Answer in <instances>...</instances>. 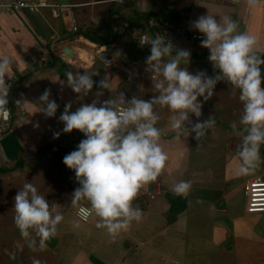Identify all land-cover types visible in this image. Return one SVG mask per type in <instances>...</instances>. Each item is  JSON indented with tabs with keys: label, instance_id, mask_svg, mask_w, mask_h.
Returning a JSON list of instances; mask_svg holds the SVG:
<instances>
[{
	"label": "crops",
	"instance_id": "obj_1",
	"mask_svg": "<svg viewBox=\"0 0 264 264\" xmlns=\"http://www.w3.org/2000/svg\"><path fill=\"white\" fill-rule=\"evenodd\" d=\"M10 1L13 0H0ZM48 1L66 7L60 9L58 17L49 9L0 11V56H7L10 61L5 82L16 76L11 127L7 134L0 136V170L13 168L19 160H24V169L29 168L28 165L37 166L48 154L56 151V156L61 154L62 157L75 149L84 138L83 134L77 130L63 133L62 122L58 120L67 102L74 111L82 102L104 100L120 91L126 98L130 93L139 96L145 93L148 98L155 95L152 73L146 70L144 63L149 55V45L141 46L139 40L141 33L147 34L150 40L152 35L148 29L157 22L142 23L135 18L137 14L167 10L186 18L178 38L172 25L165 24L161 35L176 47L189 51L187 67L191 72H206L202 65L210 63L208 49L200 46V40H186L188 29L202 36L190 28V22L207 11L226 15L236 21L240 31L255 35V50L264 58V0H257L256 6H250L248 0ZM72 17L77 31L73 30ZM89 29L103 36L101 44L84 35ZM113 35H116L115 39ZM107 41H110L109 45L104 46ZM64 48L72 50L73 56H66ZM101 50L109 55L111 66H104L97 57ZM65 71L97 74L92 77L94 81L106 76L111 93L103 90L102 96H93L94 84L87 97L79 98L66 81L60 83L65 80ZM133 77L137 78L136 93L130 90ZM220 84L227 82L220 81L215 86L209 101L212 106L205 104L204 110L201 109L206 115L196 118L190 114L189 117L193 123L197 119L203 121L215 117V125L209 131L224 128L225 124L231 126L235 123L237 128L240 127V116L232 114L242 113V105L236 102L232 106L225 98L227 95L224 96L227 90ZM45 89L50 92L49 98L58 104L53 117L36 112L38 109L34 104L39 103L38 97ZM163 109L156 106L154 110L159 116L157 127L162 132L159 143L167 160L157 178L142 186L133 201V205L141 209L140 221L132 222L126 231L115 237L96 228L97 218L94 216L86 223H79L82 234L78 239L70 233L60 232V227L42 251H34L36 259L46 261H40L41 264H264V214H247L246 198L241 206L237 198L239 192L244 193L250 178H264V169L257 167L247 175L236 172L240 140L237 136H231V140L229 133L224 134V139L206 136L198 141L188 132L176 138L169 127L171 113L168 110L163 112ZM53 132H60V135L53 138ZM56 159V170L53 169L51 174L47 170V186L54 184L58 188L52 186L51 189L50 186V191L46 190L47 200L56 192H73L78 186L69 184L71 179L67 180L68 184L58 183L59 175L65 174L67 179L70 175L56 167ZM24 169L14 173L23 174ZM180 180L188 181L190 188L185 195H174L171 188ZM18 253L21 264H26L25 257L20 254L22 251L18 249ZM1 254L0 264H7V261L12 264L9 257L14 252L9 255L8 250L2 248Z\"/></svg>",
	"mask_w": 264,
	"mask_h": 264
},
{
	"label": "clouds",
	"instance_id": "obj_2",
	"mask_svg": "<svg viewBox=\"0 0 264 264\" xmlns=\"http://www.w3.org/2000/svg\"><path fill=\"white\" fill-rule=\"evenodd\" d=\"M256 6L257 0H248ZM190 28L201 35L200 46L208 49L207 57L214 75L204 70L191 72L187 65L190 53L173 45L164 35L156 34L148 41L149 55L145 58L150 70L155 95L148 99L131 95L126 98L120 91L104 100L82 102L74 111L70 102L64 104L58 120L63 133L77 130L83 137L75 149L62 157V163L73 171L78 187L71 194V203L79 204L75 227L89 217H96L95 227L104 229L111 237L126 231L132 222H139L142 213L133 201L142 186L154 181L167 160L159 140L162 132L157 127L159 116L156 106L171 113L169 127L176 138L185 132L201 141L215 125V117L193 123L190 114L201 116L202 101L214 95L220 81H226L233 93H238L242 104L239 125H231L240 143L237 145L240 175L252 173L261 163L260 147L264 145V58L256 52L257 38L240 31L235 20L228 16L207 13L190 22ZM9 58L0 56V118L7 119L10 84L5 82ZM87 71H65V80L73 93L87 97L94 84L95 97L103 90L111 93L110 81L104 76ZM45 89L34 104L45 117L56 114L58 104L49 98ZM20 103V101H16ZM191 125V127H188ZM37 125H34V127ZM60 132H53L57 138ZM190 188L188 181L173 184L174 195H185ZM86 203H81V202ZM13 222L20 236L32 251H42L52 238L63 214L52 211L45 196L31 182L23 183L14 197ZM32 264H41L33 258Z\"/></svg>",
	"mask_w": 264,
	"mask_h": 264
},
{
	"label": "rangeland",
	"instance_id": "obj_3",
	"mask_svg": "<svg viewBox=\"0 0 264 264\" xmlns=\"http://www.w3.org/2000/svg\"><path fill=\"white\" fill-rule=\"evenodd\" d=\"M189 30V29H188ZM206 69L207 74L212 75L213 68L210 66V63L206 64L204 63L202 65V69ZM189 70V67H188ZM190 71V70H189ZM214 74V73H213ZM264 83V82H262ZM221 88L227 90L224 93V96L227 95L225 98L228 99L232 106H235L236 102L241 104V102L238 99V93H233V91L230 89V85L227 84H220ZM133 94H129L131 96ZM138 98L142 99H148V97L145 96L144 94L136 95ZM223 99V97H221ZM211 99H208L207 101H202V110H204V105L205 104H210ZM242 105V104H241ZM212 106V105H211ZM212 109V108H211ZM163 112H167V108L163 109ZM206 115L205 113H201V116ZM225 115V114H224ZM232 115H238L240 116L241 113H236ZM228 128H217L214 131H209L208 134L206 135L207 137H216L219 136L220 139H224V134L229 133L230 139L232 140L231 136H237L233 130L232 127L229 126L228 124H225ZM232 125V124H230ZM214 132V133H213ZM234 133V134H233ZM223 134V137H221ZM217 146V145H216ZM260 156L263 158L259 165V169L263 170L264 169V148L263 145H261L260 150ZM193 150V148L191 149ZM57 153L56 151L53 152L52 154H48L47 156H44V159L39 163V165H28L29 168L24 169L23 174L20 173H14L10 175H2L0 176V256L2 248H6L9 252V255H12L14 252V245L17 246L18 243V249L19 251L21 250L22 256L24 258V262L26 264H32V259L35 258V252L30 250L25 242V240L20 236L17 228L15 227V224L13 222V216H14V209L12 208L13 205V197L16 193V191L22 187L23 183L25 182H31L38 190V192L45 196L47 199V193L46 190L49 192L50 191V186L52 189V186H55L54 188H58L56 185L51 184L47 186V180L48 177L47 175L51 174V171L55 169V158ZM63 157V156H62ZM62 157H61V164L58 167V169H63V171H68V179L65 174L59 175L58 176V183H67V180L71 181L69 184L72 185H78V182L75 179L73 171L68 169L63 163H62ZM47 170L49 171L47 174ZM56 170V169H55ZM264 174V172H263ZM65 175V176H64ZM70 177V178H69ZM54 182V181H53ZM52 182V183H53ZM66 185V184H65ZM79 186V185H78ZM77 186V187H78ZM71 191H65L61 193H55L54 195H51V198L48 200L50 209L52 211H59L63 214V220L57 225V229L61 227L60 232L64 233H70L73 235V238L78 239L80 234H82V230L79 227H75V223L77 222V218L75 216L76 214V209L77 205H73L71 201ZM237 198L239 199V206H241L245 202V196L243 192H239V195H237ZM54 207V209L52 208ZM64 246V249H68L67 245L65 243L62 244ZM80 248V246H78ZM77 249V248H76ZM43 263L46 261L41 259L39 260ZM54 263V262H53ZM7 264H10L9 261H7ZM47 264V263H46Z\"/></svg>",
	"mask_w": 264,
	"mask_h": 264
},
{
	"label": "built area",
	"instance_id": "obj_4",
	"mask_svg": "<svg viewBox=\"0 0 264 264\" xmlns=\"http://www.w3.org/2000/svg\"><path fill=\"white\" fill-rule=\"evenodd\" d=\"M122 1V0H118ZM197 2H202L206 0H196ZM66 7L64 5H54L51 4L48 0H37V1H27V0H13L10 2H0V11H8V12H16L22 10L28 11H41L44 9H49L53 13L55 17L59 16V11L61 8ZM73 30L77 31V27L75 26V20L71 19ZM173 30V29H172ZM175 39V36H174ZM201 40L202 36L196 35L192 30H187L186 32V40ZM148 35L147 34H140V44L141 46H146L148 43ZM97 57L100 59L102 64L106 67L112 65V61L110 60L109 55L105 50H101L97 52ZM16 76L10 77L6 83L10 84L9 89V103L7 119L0 118V136H4L10 130L11 121H12V103H13V89L15 87ZM245 198H246V205L245 211L247 214H264V178L261 177H254L250 178L245 186ZM151 198H154L150 194ZM77 217V215H76ZM92 217V216H91ZM89 217L88 221L91 219ZM78 219V217H77ZM87 221V222H88ZM83 222V221H81ZM86 223V222H84Z\"/></svg>",
	"mask_w": 264,
	"mask_h": 264
},
{
	"label": "trees",
	"instance_id": "obj_5",
	"mask_svg": "<svg viewBox=\"0 0 264 264\" xmlns=\"http://www.w3.org/2000/svg\"><path fill=\"white\" fill-rule=\"evenodd\" d=\"M137 20H139L142 23H146L149 21H155L157 22L155 26H152L148 31L152 35V37L156 34L162 33L164 25H172L174 27V35L176 38L179 37V32L181 29L182 24L184 23V20L186 19L184 16H179L175 12L167 11V10H158L157 12L151 11L150 13L146 15H138L135 17ZM110 30L112 31L113 28L109 26ZM93 32V34L91 33ZM84 35L90 40L93 41L94 43H100L102 37L100 36V33H97L91 29L87 30L84 32ZM97 35V36H96ZM97 37V38H96ZM116 38V35H113V39ZM112 42V41H111ZM114 42V40H113ZM110 41H107V43L104 45H109ZM13 97V96H12ZM61 164V154L57 156L56 159V167L58 168ZM25 168V163L24 160H19L13 168H5L0 170V172L4 175L7 174H12L18 170H23Z\"/></svg>",
	"mask_w": 264,
	"mask_h": 264
},
{
	"label": "water",
	"instance_id": "obj_6",
	"mask_svg": "<svg viewBox=\"0 0 264 264\" xmlns=\"http://www.w3.org/2000/svg\"><path fill=\"white\" fill-rule=\"evenodd\" d=\"M63 53L68 57H72L74 54L73 51L70 50L69 48H64ZM136 83H137V78L133 77L131 80V87H130V90L133 93L137 92ZM9 259H10L12 264H21L20 259H19V253H18L17 246L14 247V254L11 257H9Z\"/></svg>",
	"mask_w": 264,
	"mask_h": 264
}]
</instances>
